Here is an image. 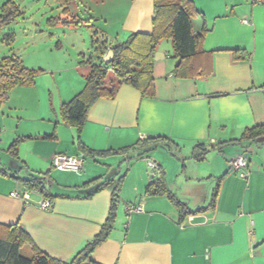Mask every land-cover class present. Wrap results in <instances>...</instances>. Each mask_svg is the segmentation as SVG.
Wrapping results in <instances>:
<instances>
[{
	"label": "crops",
	"instance_id": "crops-1",
	"mask_svg": "<svg viewBox=\"0 0 264 264\" xmlns=\"http://www.w3.org/2000/svg\"><path fill=\"white\" fill-rule=\"evenodd\" d=\"M192 1L197 10L192 21L195 32L208 30L202 51L184 60L195 68L196 76L176 75L180 59L172 40L165 38L155 56V95L145 97L123 83L113 97L93 104L80 132L63 120L62 105L85 87L90 63H99L100 56L103 60L111 45L133 32L153 31L154 0H123L116 40L108 38L107 49L93 43L88 52L78 48L79 58L69 55L63 67L47 71L13 55L38 71L33 84L13 88L0 107V143L8 144L0 153V223H19L42 251L70 260L100 232L109 216L114 184L125 174L118 193L120 226L95 250L92 260L100 264H264V142H258V137L255 142L222 144L241 138L249 128L264 126V5L249 0ZM158 136L183 157L203 145L209 151L204 159L211 167L205 172L219 181L214 206H209L212 200L194 208L185 202L193 211L206 209L183 223L167 196L147 195L146 190L151 164L159 166L157 178L161 172L167 183L165 164L171 163L178 176L188 166L178 169L173 156L163 157L164 163L143 162L146 155L132 159L146 151L140 149L145 139ZM18 137L23 139L15 157L7 149ZM57 153L82 156L83 169L54 168ZM239 155L249 158L248 178L230 168L229 161ZM138 163L143 164L140 170ZM124 165H128L126 172ZM12 174L44 179L54 199L27 189ZM188 176L187 183H194V177ZM126 186H131L130 195L124 192ZM13 191L19 195L12 196ZM192 191L197 194L196 188ZM44 201L51 205L43 207ZM129 207L141 209L129 212Z\"/></svg>",
	"mask_w": 264,
	"mask_h": 264
},
{
	"label": "trees",
	"instance_id": "trees-1",
	"mask_svg": "<svg viewBox=\"0 0 264 264\" xmlns=\"http://www.w3.org/2000/svg\"><path fill=\"white\" fill-rule=\"evenodd\" d=\"M62 1L63 6H65V16L61 18L62 25L66 27L75 26L76 28L87 26V23L78 20L80 17L69 7L72 0ZM9 5L15 6V2L8 0L3 5L2 10L7 11L10 8ZM195 15H197V10L192 0H154L153 31L151 33L133 32L124 41L111 45L109 50H113L114 57L110 63H104L101 56L99 63H90L89 72L85 76V87L70 101L62 105L61 115L63 120L80 132L88 119L89 110L93 104L102 97H113L118 87L123 83L139 89L145 97H153L155 95L154 62L156 51L165 38L172 40L175 56L180 59L175 68L176 75L182 78L195 77L197 71L194 67L186 65L184 60L192 59L202 51L203 40L208 31L206 27H203L200 31L195 32L192 22ZM3 22L9 24L8 19H5V15L0 16V29ZM92 43L93 45H99L94 39ZM100 46L103 49L108 48L106 42L100 43ZM102 55H104V52H102ZM37 71L26 67L16 56L1 58L0 107L13 88L18 85L33 84ZM263 135L264 126H256L247 129L241 138L222 144L229 145L242 143L243 141L255 142L258 137ZM45 137H54V134L45 135ZM22 139L18 137L11 143L7 149L11 155L17 156V147ZM164 139L162 136L145 139L140 145V149L145 147L146 151L132 159L143 157L148 153V147L162 144L165 141ZM194 151H198V154L193 155V158L197 160H203L209 152L203 145L197 146ZM12 176L22 182L27 189L39 191L50 200L54 199L55 196L45 186L44 179L33 174L25 177L16 174H12ZM125 177V174L119 176L114 184L109 216L100 232L70 260L63 261L42 251L31 235L20 227L19 223H0V264H100L92 260L91 257L95 250L110 237L115 228L118 212V193ZM106 184L107 182L99 185L97 191ZM217 192V190L214 192L209 206H214ZM146 193L151 196H167L179 211V223H183L189 215L206 209L191 210L188 204L183 202L171 190L164 174L161 172L158 178H154L149 183ZM26 245L31 246L32 253L28 256L22 254V249Z\"/></svg>",
	"mask_w": 264,
	"mask_h": 264
},
{
	"label": "rangeland",
	"instance_id": "rangeland-1",
	"mask_svg": "<svg viewBox=\"0 0 264 264\" xmlns=\"http://www.w3.org/2000/svg\"><path fill=\"white\" fill-rule=\"evenodd\" d=\"M7 1L0 0V16L5 15V19L9 21L8 25L3 22L0 29V59L16 54L26 65H36V67L47 71L63 67L68 62L69 55L78 59V48L84 47L85 52H88L92 48L93 39L99 44L109 39L115 41L118 37L117 23L124 14L123 0H72L69 7L74 9V13L80 17L78 20L84 21L87 25L90 24L89 27L84 25L74 31L61 25V18L65 16V6H63L62 0H13L15 6L9 5L10 8L3 11L2 7ZM119 2H121L119 9H115L113 6ZM122 38L123 36L118 38V41H122ZM5 143V140L2 144L0 143V153L2 154L5 153L3 149L8 145ZM157 146L148 147V153L141 160L143 162L146 160L148 163L154 161L164 163L163 157L168 159L174 157L172 161L176 162L178 169L187 165L190 171L185 170L178 176L176 168L171 163L165 164L167 165L169 187L182 201L190 203L189 206L192 208L204 203L209 204L213 196L212 191L216 190V185L219 183L218 178L212 179L210 174L205 172L209 169L210 162L206 159L192 161L193 155L198 154V151H193L191 154L185 153L183 157L181 153L175 154L176 151L170 144L162 143L158 148ZM175 156L180 158V163H177ZM141 164L138 163V170L142 167L143 164ZM127 168L128 165H124L123 171L126 172ZM148 170L149 178L152 176L157 178V173L152 168ZM188 174L191 175L190 177H194V183H187ZM60 175L69 177L70 173L61 172ZM57 180L56 178V181H53L55 189L59 187ZM130 187H124V192L127 195L131 194ZM193 188L197 190L195 195L192 191ZM190 197L192 202H189ZM119 207L120 204H118L115 228L120 226ZM128 218L126 217L125 221H128ZM22 254L25 256L31 254L29 245L24 246Z\"/></svg>",
	"mask_w": 264,
	"mask_h": 264
},
{
	"label": "built area",
	"instance_id": "built-area-1",
	"mask_svg": "<svg viewBox=\"0 0 264 264\" xmlns=\"http://www.w3.org/2000/svg\"><path fill=\"white\" fill-rule=\"evenodd\" d=\"M254 4L264 5V0H249ZM246 21V20H245ZM230 168L234 171H242V176L244 178L249 177V171L247 168L249 167V158L246 155H239L238 157L231 159L229 161ZM52 166L58 170L62 171H73V172H80L84 167V158L82 156L77 155H66L62 153H57L54 155L52 160ZM152 169L155 173L159 172V166L155 163L151 164ZM246 169V171L244 170ZM154 176L151 177L150 182L154 180ZM12 196H18V192L13 191L11 193ZM28 197V195H25ZM50 201H44L42 206L48 208L50 206ZM141 208H132L129 207L128 211L132 212L134 210H140Z\"/></svg>",
	"mask_w": 264,
	"mask_h": 264
},
{
	"label": "water",
	"instance_id": "water-1",
	"mask_svg": "<svg viewBox=\"0 0 264 264\" xmlns=\"http://www.w3.org/2000/svg\"><path fill=\"white\" fill-rule=\"evenodd\" d=\"M113 57H114V52H113V50H109L108 53L103 57V62H104V63H110L111 60L113 59ZM257 141H258V142H264V136L258 138Z\"/></svg>",
	"mask_w": 264,
	"mask_h": 264
}]
</instances>
